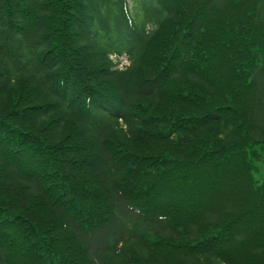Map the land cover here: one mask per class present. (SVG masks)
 Masks as SVG:
<instances>
[{
	"label": "trees",
	"instance_id": "obj_1",
	"mask_svg": "<svg viewBox=\"0 0 264 264\" xmlns=\"http://www.w3.org/2000/svg\"><path fill=\"white\" fill-rule=\"evenodd\" d=\"M0 264H264V0H0Z\"/></svg>",
	"mask_w": 264,
	"mask_h": 264
},
{
	"label": "built area",
	"instance_id": "obj_2",
	"mask_svg": "<svg viewBox=\"0 0 264 264\" xmlns=\"http://www.w3.org/2000/svg\"><path fill=\"white\" fill-rule=\"evenodd\" d=\"M121 59H123V58H120L119 60H120V62H124L125 63V65H126V61L123 59V60H121ZM121 65V64H120Z\"/></svg>",
	"mask_w": 264,
	"mask_h": 264
},
{
	"label": "rangeland",
	"instance_id": "obj_3",
	"mask_svg": "<svg viewBox=\"0 0 264 264\" xmlns=\"http://www.w3.org/2000/svg\"><path fill=\"white\" fill-rule=\"evenodd\" d=\"M121 60H123V59H121ZM121 65H122V66H124V65H125V63L122 61V62H121Z\"/></svg>",
	"mask_w": 264,
	"mask_h": 264
}]
</instances>
